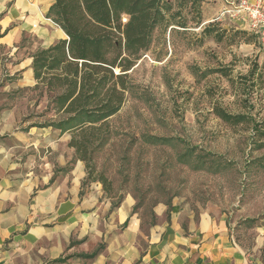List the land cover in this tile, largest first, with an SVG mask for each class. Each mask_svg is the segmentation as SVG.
<instances>
[{
    "label": "rangeland",
    "instance_id": "rangeland-1",
    "mask_svg": "<svg viewBox=\"0 0 264 264\" xmlns=\"http://www.w3.org/2000/svg\"><path fill=\"white\" fill-rule=\"evenodd\" d=\"M164 1L168 25L154 29L148 51L127 72L124 102L107 120L106 142L83 187H96L112 204L129 192L138 206L177 198L217 209L246 236L237 227L264 216V50L237 12L238 0ZM26 53L0 47V81L19 79L10 73ZM34 87L14 89L0 105L1 124L28 131L58 120L49 102L55 93ZM215 107L246 120L227 124ZM70 137L62 135L63 151ZM41 149L29 152L31 160L39 161ZM98 174L111 182L109 193L94 181Z\"/></svg>",
    "mask_w": 264,
    "mask_h": 264
},
{
    "label": "crops",
    "instance_id": "crops-1",
    "mask_svg": "<svg viewBox=\"0 0 264 264\" xmlns=\"http://www.w3.org/2000/svg\"><path fill=\"white\" fill-rule=\"evenodd\" d=\"M53 2L0 0L1 49L27 52L10 73L19 79L0 81L1 106L14 89L35 86L32 55L67 39L47 16ZM47 128L0 123V264H264V216L239 225L242 236L220 210L177 198L138 206L127 192L112 204L84 189V163L74 148L63 151L64 133ZM39 148L34 162L29 152Z\"/></svg>",
    "mask_w": 264,
    "mask_h": 264
},
{
    "label": "trees",
    "instance_id": "trees-1",
    "mask_svg": "<svg viewBox=\"0 0 264 264\" xmlns=\"http://www.w3.org/2000/svg\"><path fill=\"white\" fill-rule=\"evenodd\" d=\"M197 2L180 0L182 6ZM170 11L164 0H54L47 13L67 39L32 55L34 88L41 86L47 94L55 93L49 102L59 115L58 120L38 127L71 134L67 146L74 148L84 163L87 178L95 172L94 152L106 142L107 120L124 102L127 72L148 51L154 29L168 25ZM214 113L227 124L246 120L244 115H232L221 108L215 107ZM154 140L161 143L167 139ZM94 181L105 192L112 190L103 174Z\"/></svg>",
    "mask_w": 264,
    "mask_h": 264
},
{
    "label": "built area",
    "instance_id": "built-area-1",
    "mask_svg": "<svg viewBox=\"0 0 264 264\" xmlns=\"http://www.w3.org/2000/svg\"><path fill=\"white\" fill-rule=\"evenodd\" d=\"M238 13L247 21L249 31L254 33L264 50V0H238ZM126 18H122L125 22Z\"/></svg>",
    "mask_w": 264,
    "mask_h": 264
}]
</instances>
